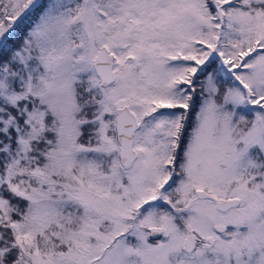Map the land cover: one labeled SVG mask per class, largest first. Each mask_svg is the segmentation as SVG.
Wrapping results in <instances>:
<instances>
[{
  "label": "snow or ice",
  "instance_id": "obj_1",
  "mask_svg": "<svg viewBox=\"0 0 264 264\" xmlns=\"http://www.w3.org/2000/svg\"><path fill=\"white\" fill-rule=\"evenodd\" d=\"M0 264H264V0H0Z\"/></svg>",
  "mask_w": 264,
  "mask_h": 264
}]
</instances>
